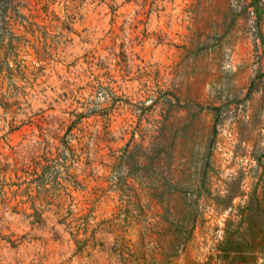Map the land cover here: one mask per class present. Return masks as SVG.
Wrapping results in <instances>:
<instances>
[{
    "label": "rangeland",
    "instance_id": "374dc122",
    "mask_svg": "<svg viewBox=\"0 0 264 264\" xmlns=\"http://www.w3.org/2000/svg\"><path fill=\"white\" fill-rule=\"evenodd\" d=\"M0 264H264V0H0Z\"/></svg>",
    "mask_w": 264,
    "mask_h": 264
}]
</instances>
